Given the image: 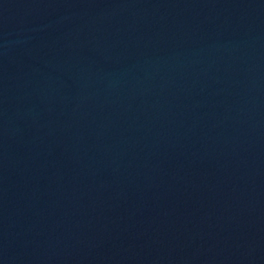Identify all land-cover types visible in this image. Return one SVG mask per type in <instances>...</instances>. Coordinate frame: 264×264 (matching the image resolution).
Listing matches in <instances>:
<instances>
[{
	"label": "water",
	"instance_id": "water-1",
	"mask_svg": "<svg viewBox=\"0 0 264 264\" xmlns=\"http://www.w3.org/2000/svg\"><path fill=\"white\" fill-rule=\"evenodd\" d=\"M0 264H264V0H0Z\"/></svg>",
	"mask_w": 264,
	"mask_h": 264
}]
</instances>
